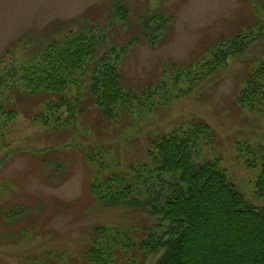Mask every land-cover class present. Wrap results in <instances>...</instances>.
<instances>
[{"label":"rangeland","instance_id":"obj_1","mask_svg":"<svg viewBox=\"0 0 264 264\" xmlns=\"http://www.w3.org/2000/svg\"><path fill=\"white\" fill-rule=\"evenodd\" d=\"M120 1L0 0V64L14 61L21 69L47 41H41L43 33L53 38L60 31L76 33L86 21L105 28L113 23L112 4ZM125 1L130 14L124 29L113 25L108 30L110 43L101 46L97 55L139 35L147 17L165 14L170 21L169 29L155 46L140 40L122 58L121 85L134 96L129 108L116 109L117 122L103 118L94 106H88L69 133H59L56 127L65 124L64 116H59L61 120L51 119L47 125L31 118L45 103L55 101V95L44 91L31 96L11 94L18 115L5 130L0 129V264H74L89 246L96 228L114 229L135 241L145 238L146 230L158 221L146 211L148 202L142 205L150 195L143 193L141 182L134 191V195L139 194L136 202H121V191H115V206L92 200L88 186L111 175L128 182L130 168L138 169L147 161L151 140L195 120L209 125L214 135L212 142L202 140L197 144L199 155L194 160L216 163L226 182L247 203L264 208V196H258L255 187L260 174L259 155L254 167L247 165L253 160L247 147L254 152L264 144V106L251 111L237 103L245 79L264 62V10H259L264 0ZM237 34L248 38L244 50L218 61L220 65L212 71L208 68L207 74L193 76L194 89L184 80H173L175 66H196L200 73L210 60L205 55L208 47L224 44ZM84 68L76 78L83 86L82 100L89 105L94 65ZM66 94L79 93L70 87ZM82 146L102 153L104 168L87 162ZM44 150L49 152H36ZM41 159L64 164V177L45 180ZM171 175L175 180L179 177L178 173ZM171 175L161 176L163 193L169 183L175 182ZM143 176L150 177L148 173ZM147 182L155 185L153 191L157 190L158 179L152 177ZM18 205L28 209L26 222L5 224L1 213ZM24 228H29L24 239L8 237ZM161 254L146 255L142 264H157Z\"/></svg>","mask_w":264,"mask_h":264},{"label":"trees","instance_id":"obj_2","mask_svg":"<svg viewBox=\"0 0 264 264\" xmlns=\"http://www.w3.org/2000/svg\"><path fill=\"white\" fill-rule=\"evenodd\" d=\"M125 2L121 0L112 4L110 19L113 23L105 28L86 21L78 26L76 33L71 30L60 31L54 38L41 33V41H47L40 44L39 52L21 69L17 68L14 61L0 64V70L3 69L0 71V129L18 115L10 98L16 92L27 96L40 91L55 95V101L45 103L43 109L31 118L34 122L47 125L51 119L61 120L59 116H64L65 124L56 127L59 133H69L88 106H94L103 118L117 122L116 109L129 108L134 96L130 91H124L121 85L122 58L140 40L155 46L169 29L170 21V17L165 14L146 15L139 35L129 37L122 46L113 45L97 55L101 46L110 43L109 31L113 25L124 29L130 14ZM259 10H264V4ZM247 41L246 36L237 34L224 44L211 45L205 52L210 60L204 64V68H200V73L195 69L196 66H175L173 80H184L194 89L196 78L193 76L207 74L208 68L212 71L220 65L218 61L241 53ZM91 63L94 65L91 73L93 94H90L88 105L82 100L80 91L83 86L76 75L84 72V66ZM6 77L10 79V85ZM70 87L79 94H66ZM237 103L251 111L262 110L264 62L245 79ZM212 132L205 122L192 121L184 128L151 140L146 151L147 161L138 169L130 168L128 182L117 175L92 181L88 186L90 198L110 206L117 205L118 199L113 195L115 191H121V202H136L139 194L137 192L134 195V191L141 182L143 193L150 195L142 205L148 202L146 211L158 223L148 228L145 238L140 241L131 240L114 229L96 228L89 246L74 264H142L146 255L159 252L162 254L157 264H264V208L257 209L247 203L234 186L226 182L223 171L216 163L207 161L200 164L194 160V156L197 158L199 155L195 150L197 144L202 140L212 142ZM82 149L87 162L97 163L100 170L104 168L102 153L85 150L83 146ZM247 150L253 159L247 163L248 167L256 165L255 158L258 155L261 159L255 187L257 195L264 196V144L254 152L248 147ZM36 152L43 155L49 150ZM39 165L45 180L49 181L55 176L64 177V164L41 159ZM143 173H148L150 177H144ZM174 173L179 174L176 180L171 175ZM164 174L171 175L175 182L169 183V188L163 193L161 176ZM152 177L159 180L155 191L152 190L155 185L147 182ZM28 213L27 208L18 205L9 212L3 211L1 220L10 226L17 222L25 223ZM28 231L29 228H24L21 233L8 237L24 239ZM47 255L51 256L50 253Z\"/></svg>","mask_w":264,"mask_h":264}]
</instances>
